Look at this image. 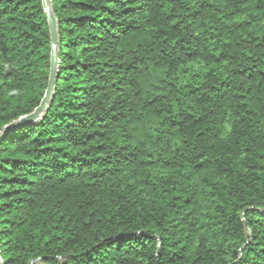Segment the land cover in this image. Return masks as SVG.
Wrapping results in <instances>:
<instances>
[{"label":"trees","instance_id":"obj_1","mask_svg":"<svg viewBox=\"0 0 264 264\" xmlns=\"http://www.w3.org/2000/svg\"><path fill=\"white\" fill-rule=\"evenodd\" d=\"M51 7V100L0 143L3 264H264V0ZM49 67L42 1L0 0V131Z\"/></svg>","mask_w":264,"mask_h":264},{"label":"water","instance_id":"obj_2","mask_svg":"<svg viewBox=\"0 0 264 264\" xmlns=\"http://www.w3.org/2000/svg\"><path fill=\"white\" fill-rule=\"evenodd\" d=\"M42 7L44 11V15L47 19V23L49 26V33H50V67H49V75L47 81V87L44 92V96L40 101L38 107H36L30 114L21 117L17 121L10 123L9 125L3 127L0 131V143L14 130V128L25 122H31L40 117V115L46 110L49 101L51 100L54 83L56 81L57 71H58V31H57V20L52 11L51 7V0H41ZM264 212V210H258ZM245 211L243 212L242 216L244 217ZM244 229H247L246 225L244 224ZM0 264H3L0 258Z\"/></svg>","mask_w":264,"mask_h":264}]
</instances>
